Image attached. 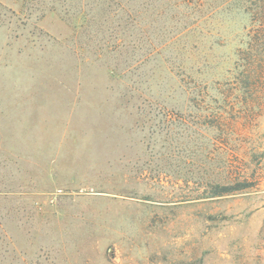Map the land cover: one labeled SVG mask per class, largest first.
Returning a JSON list of instances; mask_svg holds the SVG:
<instances>
[{
	"label": "rangeland",
	"instance_id": "rangeland-1",
	"mask_svg": "<svg viewBox=\"0 0 264 264\" xmlns=\"http://www.w3.org/2000/svg\"><path fill=\"white\" fill-rule=\"evenodd\" d=\"M224 1L0 0V264H264V65Z\"/></svg>",
	"mask_w": 264,
	"mask_h": 264
},
{
	"label": "trees",
	"instance_id": "trees-1",
	"mask_svg": "<svg viewBox=\"0 0 264 264\" xmlns=\"http://www.w3.org/2000/svg\"><path fill=\"white\" fill-rule=\"evenodd\" d=\"M185 8L192 10L197 16V22L211 13L210 0H179ZM233 1V2H231ZM227 8L234 12H242L248 16V24L244 27L247 41H242L244 48L239 50L238 66L242 68L239 75L248 79V76L260 65H264V0H226ZM221 4V5H222ZM247 76V78H245ZM245 184L234 186H219L216 184L211 196L221 195L239 188L247 187Z\"/></svg>",
	"mask_w": 264,
	"mask_h": 264
}]
</instances>
